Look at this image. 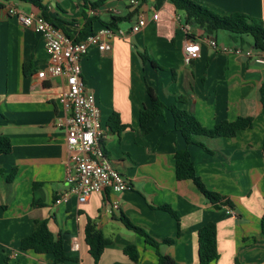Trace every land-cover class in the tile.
Here are the masks:
<instances>
[{"label":"crops","instance_id":"1","mask_svg":"<svg viewBox=\"0 0 264 264\" xmlns=\"http://www.w3.org/2000/svg\"><path fill=\"white\" fill-rule=\"evenodd\" d=\"M40 1L49 19L63 22L73 39L87 18L97 19L87 32H97L111 17H125L136 8L146 15L142 31L132 32L136 15L127 29L119 25L122 35L117 34L110 51L92 48L81 61L82 77L101 110L105 155L130 187L93 194L85 204L75 195L56 203L70 189L65 181L66 135L56 127L64 116L58 96L66 78L38 77L49 62L46 43L8 11L14 7L42 15L41 9L0 0V136L12 142V152L0 155V264H57L53 255L21 250L22 239L45 220L53 235L64 240L68 260L61 264H95L85 242L90 220L111 242L98 264H159L158 252L178 264H200L198 233L209 223L216 224L219 253L212 264H264V66L223 50L254 49L253 39L228 35L220 42L218 34L191 28L194 40L208 36L219 48L203 42L199 59L187 65L186 24L169 0L142 1L132 8L130 0H108L100 9L85 12L82 0ZM193 1L220 14L240 13L264 22V0ZM142 52L157 69L142 62ZM149 88L167 107L177 104L205 128L239 118H252L253 126L232 138H200L201 144H188L169 110L141 126V111L152 107ZM178 97L185 101L178 102ZM114 113L125 126L120 133L108 125ZM185 150L204 186L224 198L222 204L209 202L193 181L177 179L175 156ZM166 206L178 220L162 209ZM122 215L158 242L174 243L157 250L127 229L119 220ZM127 246L137 248V262L125 254Z\"/></svg>","mask_w":264,"mask_h":264},{"label":"trees","instance_id":"2","mask_svg":"<svg viewBox=\"0 0 264 264\" xmlns=\"http://www.w3.org/2000/svg\"><path fill=\"white\" fill-rule=\"evenodd\" d=\"M23 2L32 3L41 9L42 15L50 21L55 28L62 29L66 33L64 23L58 20L49 19L47 9L41 4L40 0H18ZM85 10H98L104 6L108 0H82ZM144 2L148 0H143ZM176 8L178 13L183 14V20L186 25L191 26L193 29L202 30L208 36H215L218 32L224 31L232 35L234 38L251 37L254 41V49L264 51V22L260 19L249 17L240 13H233L230 15L220 14L213 9L201 5L193 0H169ZM132 8V6H131ZM139 8L133 10L125 17H111L109 22L102 23L106 28L118 31L119 25L131 22L138 14ZM87 22L83 29L80 31L79 37L75 38L76 41H81L89 34L94 32H87L88 28L97 19L87 18ZM194 40V36H191ZM140 58L143 63L151 62L154 68H158L151 57L146 53H140ZM148 94L152 103L150 109H144L140 113V124L146 127L150 122L164 115L166 110H169L175 121V129L180 132L188 144H201L200 138H232L237 135L241 130L251 128L253 126L252 118H239L234 122L224 121L219 123L212 129L205 128L192 113L182 110L177 104L167 107L161 99L155 94L152 88L148 89ZM178 102L185 101V98L178 97ZM261 101L264 106V86L261 89ZM109 127L112 131L120 133L125 129L122 125L118 114L111 115L108 121ZM12 152V142L7 136H0V155L9 154ZM176 160V176L179 181L191 180L196 185L198 190L206 197L212 204L219 205L224 202V198L215 192L209 191L200 178L196 174L195 166L189 151H178L175 156ZM2 172V170H0ZM12 180V177L9 178ZM232 205L231 202H226ZM162 209L168 211L174 218L178 220L176 213L169 207ZM127 229L145 238L146 243L159 250L161 244L171 245L174 243L171 239L158 242L144 229L134 225L125 215L120 217ZM262 233L264 234V216L261 220ZM85 242L89 247V253L98 264L106 247L111 243L109 239L105 238L103 233L96 228V225L90 220L85 229ZM199 242V261L200 264H212L219 259L218 246H217V227L215 223H209L202 227L198 233ZM21 250L32 251L39 255L50 254L55 258L57 264H61L68 260L66 255L65 245L63 238H56L50 231L48 221L40 222L34 232L25 237L21 241ZM125 254L134 262L139 259L138 250L135 246H127L124 249ZM159 264H178L174 259L169 256H163L158 252ZM9 263V260L7 261Z\"/></svg>","mask_w":264,"mask_h":264},{"label":"built area","instance_id":"3","mask_svg":"<svg viewBox=\"0 0 264 264\" xmlns=\"http://www.w3.org/2000/svg\"><path fill=\"white\" fill-rule=\"evenodd\" d=\"M143 0H130V5L140 7ZM9 14L18 18L22 25L41 35L46 43L49 62L43 71L38 73L40 79H55L64 76L66 88L59 94L58 101L63 108L64 116L56 127L66 135V145L69 153L66 164L65 181L70 186L69 192L60 196L57 204L66 201L71 195L78 198L80 204L89 201L93 194H103L108 190L121 193L129 189L130 184L107 159L101 141L104 137L101 110L97 105L94 93L89 90L83 77L81 61L90 49L96 48L108 52L117 34L106 27L89 34L81 41L69 38L62 29L55 28L41 14H26L14 7L8 9ZM158 20V15L153 16ZM147 25L143 11L137 14V22L132 28L133 33L142 31ZM187 37L184 46V61L187 65L199 59L202 43H207L213 49H218L217 42L206 36L203 39H191V26L185 25ZM245 56L256 64L264 66V51L241 48L223 49ZM118 209V205H114ZM77 248V247H76Z\"/></svg>","mask_w":264,"mask_h":264},{"label":"rangeland","instance_id":"4","mask_svg":"<svg viewBox=\"0 0 264 264\" xmlns=\"http://www.w3.org/2000/svg\"><path fill=\"white\" fill-rule=\"evenodd\" d=\"M182 16H183V14L182 13H180ZM136 19H137V17H136ZM131 24H132V22H126V23H123L122 24V27L124 28V29H127L128 27H130L131 26ZM218 34V39H219V41L221 42L222 40H223V38L225 37V36H231V37H233L232 35H230L229 33H227V32H224V31H220V32H218L217 33Z\"/></svg>","mask_w":264,"mask_h":264}]
</instances>
